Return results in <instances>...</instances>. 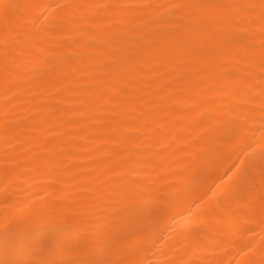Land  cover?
Masks as SVG:
<instances>
[{"label":"snow or ice","instance_id":"1","mask_svg":"<svg viewBox=\"0 0 264 264\" xmlns=\"http://www.w3.org/2000/svg\"><path fill=\"white\" fill-rule=\"evenodd\" d=\"M0 97V264H264V0H0Z\"/></svg>","mask_w":264,"mask_h":264},{"label":"bare ground","instance_id":"2","mask_svg":"<svg viewBox=\"0 0 264 264\" xmlns=\"http://www.w3.org/2000/svg\"><path fill=\"white\" fill-rule=\"evenodd\" d=\"M0 103H3L2 97H0ZM2 150H3V144L0 143V151H2ZM173 163H174V160L173 159H166L164 161L163 167L165 169H167L168 171H171V168L169 166L172 165ZM165 174H167V173H165ZM209 183H211V181H209ZM200 194H202V193H200V192H193V193L190 194V198L191 199H195Z\"/></svg>","mask_w":264,"mask_h":264}]
</instances>
